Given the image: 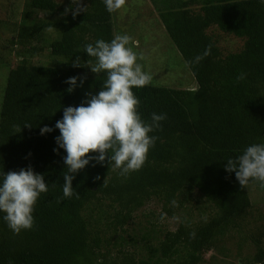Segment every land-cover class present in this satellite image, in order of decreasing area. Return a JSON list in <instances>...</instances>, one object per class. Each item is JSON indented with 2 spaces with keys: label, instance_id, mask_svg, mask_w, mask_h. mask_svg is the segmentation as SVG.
<instances>
[{
  "label": "trees",
  "instance_id": "16d2710c",
  "mask_svg": "<svg viewBox=\"0 0 264 264\" xmlns=\"http://www.w3.org/2000/svg\"><path fill=\"white\" fill-rule=\"evenodd\" d=\"M149 1L196 88L153 84L133 88L142 120L151 123L152 113L167 116L161 129L149 134L158 139L143 167L127 177L120 175L114 162L90 161L72 181L79 199L63 196L66 152L55 142L60 132L54 126L64 108L79 106L87 99L85 93L95 95L103 88L106 73L91 71L97 59L84 48L89 43L95 46L98 40L111 42L110 13L103 0H86L75 17V3L26 1L30 11L57 13L58 19L44 21L42 26L56 32L45 44L48 53L63 63L22 60L9 68L5 78L0 101V183L4 173L31 166L49 190L37 199L30 230L14 234L3 219L5 213L0 212V264H200L210 249L216 255L210 253L206 262L218 264L217 256L227 255L221 240L224 234L231 228L248 229L243 223L250 206L246 190L225 166L248 146L264 144V0ZM193 4L198 5L194 8ZM214 27L242 39L241 47L223 53L209 32ZM37 34L34 26L25 25L16 38L27 42ZM45 44H28L24 50L33 54ZM209 46L210 54L205 55ZM77 56L80 67H73ZM197 57L202 59L197 61ZM242 73L245 78L238 80ZM70 77L86 79L82 86L78 79V86L68 92L70 85L65 81ZM44 126L54 130L41 135ZM96 176L100 179L94 180ZM197 198H202L203 206L195 207L198 216L194 219L188 212L194 210L190 206ZM92 202L98 203L97 211L91 214L84 209L90 217L81 215ZM151 202L168 216L179 212V221L160 236L143 233L136 257L134 250L124 249L125 244L130 248L135 244L132 234H124L125 225L144 205L147 214L153 215ZM145 222L153 229L151 219ZM192 232L195 239L190 238ZM250 234L254 250L241 260L264 264L260 243L264 232Z\"/></svg>",
  "mask_w": 264,
  "mask_h": 264
},
{
  "label": "clouds",
  "instance_id": "9594fccd",
  "mask_svg": "<svg viewBox=\"0 0 264 264\" xmlns=\"http://www.w3.org/2000/svg\"><path fill=\"white\" fill-rule=\"evenodd\" d=\"M106 10L111 13L123 8L126 0H103ZM76 7L72 10L75 17L84 7L80 0H72ZM66 12L68 9L65 10ZM138 46L139 42L132 37L116 35L111 42L98 40L85 45L89 57H95L97 63L90 69L93 73H106L102 90L93 95L85 93L86 100L77 107L68 106L63 110L62 119L55 124L60 135L55 138L58 148L64 149V163L67 173L63 176V196L79 199V193L74 192L72 181L75 174L83 170L90 161L103 165L114 162V168L120 170V175L127 177L131 172L140 170L147 160L149 149L154 147L158 137L149 135L161 129V122L167 116L165 113H152L151 123L141 119L137 109L140 101L134 95L133 88L149 85L152 76L142 70L137 63V53L129 44ZM210 54V46L205 55ZM143 59V56L139 57ZM202 57H197V61ZM73 67H80V57L72 62ZM244 74L237 79L243 80ZM82 86L86 77H70L65 83L72 92L78 85ZM26 127H30L26 125ZM21 130V129H20ZM54 129L44 126L41 135ZM58 149H53L57 152ZM96 154V155H92ZM95 166V165H93ZM225 171L235 173L241 188H245L250 180H258L264 187V144L248 146L242 155L235 160L229 159ZM96 176L94 180H99ZM48 186L41 174L33 172L31 166L19 171L4 173L0 183V212L5 213L4 221L14 234L21 230H30L34 225L33 211L41 193L48 192ZM173 206L177 202L172 201ZM195 239V232L190 233Z\"/></svg>",
  "mask_w": 264,
  "mask_h": 264
},
{
  "label": "rangeland",
  "instance_id": "374dc122",
  "mask_svg": "<svg viewBox=\"0 0 264 264\" xmlns=\"http://www.w3.org/2000/svg\"><path fill=\"white\" fill-rule=\"evenodd\" d=\"M26 1L0 0V101L7 72L9 68L20 61L25 60L28 63L43 65H49L54 61H57L56 63L59 65L63 63V60L55 58L48 53V48L45 44L47 40L56 36V32L51 28H43L42 26L44 21L58 19L57 13L51 15L47 11H30L25 6ZM71 1L57 0L61 6H66L72 3ZM85 1L80 0V6H83ZM197 5L193 4L192 7L195 8ZM110 20L112 38L116 35L127 34L139 42L138 46L130 43L128 47H132L133 51L137 53V63L141 64L142 70L152 76L150 84L185 89L196 88V82L191 72L165 32L159 21L157 11L149 0H126L123 8L110 13ZM25 25L34 26L36 33H38L36 39L26 42L16 38L17 32L20 28H24ZM209 32L214 35L217 45L223 53L237 50L242 45V39L217 30L215 27ZM39 43L45 44L42 45V50L33 54L25 52L24 49H27L28 44L35 46L40 45ZM140 56H143V59H140ZM245 190L250 204L248 216L243 221L248 228L247 230L245 229L247 232L241 226L238 230L237 228H231L224 234L221 240L227 255L217 256L218 264H236V262H238L237 264H248L243 263L242 260H245L254 250V245L250 238L252 234L250 233L264 232V187H261L260 181L255 180L249 182ZM193 195L197 194L194 192ZM96 202H92L95 203L94 205L91 203L86 204L81 215L90 217V215L85 213L93 214L96 212L99 208ZM198 205L203 206L202 198L194 199L191 203L190 207L194 210L189 209L188 215L194 219L198 216L197 208H195ZM206 205L205 203V208ZM149 206L154 207L153 215L147 214V206L144 205L133 212L131 220L125 225L124 234H132L135 244H133L132 249L129 247L131 245L124 243V249L134 250L136 257L141 252L142 240L140 237L143 233H147L151 237L160 236L162 231L175 228L179 221V212L168 216L164 212L160 213L159 207L153 202ZM150 219L154 223L153 229L145 222ZM144 224L145 226L143 227ZM88 225L85 222V227ZM119 234L123 233L119 232ZM241 235H245V238L242 239ZM240 238L243 242H240ZM238 242L242 243L239 249L236 248ZM260 243L264 246V236L261 237ZM210 250L204 252V261L200 262V264H209L206 261H208L210 253H213L214 256L216 255L214 249Z\"/></svg>",
  "mask_w": 264,
  "mask_h": 264
}]
</instances>
